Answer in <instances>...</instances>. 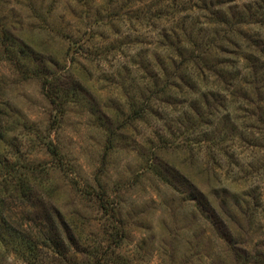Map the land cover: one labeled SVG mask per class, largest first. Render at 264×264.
Listing matches in <instances>:
<instances>
[{
	"label": "rangeland",
	"instance_id": "obj_1",
	"mask_svg": "<svg viewBox=\"0 0 264 264\" xmlns=\"http://www.w3.org/2000/svg\"><path fill=\"white\" fill-rule=\"evenodd\" d=\"M206 1L242 25L173 76L175 22L228 30L198 0H0V148L44 166L81 260L264 264V77L239 57L264 67V0Z\"/></svg>",
	"mask_w": 264,
	"mask_h": 264
},
{
	"label": "trees",
	"instance_id": "obj_2",
	"mask_svg": "<svg viewBox=\"0 0 264 264\" xmlns=\"http://www.w3.org/2000/svg\"><path fill=\"white\" fill-rule=\"evenodd\" d=\"M190 7L196 11L211 13L213 19L207 21L206 25H221L228 30L224 31L222 37L218 36L219 31H214L213 38L210 39L197 32L193 34L192 30L188 31L183 21L175 22L170 31L175 39V42L172 39L171 45L176 59L171 62L173 76L187 66H192L198 72L213 68L211 59L226 52L223 44H229L235 35V27L242 25V18L238 14L230 13L218 17L212 13V4L206 0H198ZM167 37V34L163 35V39ZM7 50H10L9 46ZM253 52L258 53V57L264 60L263 50ZM239 57L245 61L242 66L246 76L255 80L264 77V67H257L251 61V56L241 53ZM220 70L219 75L229 80L235 77L231 75V69L225 71V67H222ZM164 77L167 76L164 74ZM44 93L53 104V97L48 92ZM8 129L0 121V141L4 140L3 130ZM48 149L50 150L49 146ZM44 174V166L19 163L0 148V264L6 263L8 259L19 264H107L105 259L98 256H92L85 261L78 258V255L85 252L79 249L83 245L78 244L73 227L51 204L49 188L42 183V179L37 182V176Z\"/></svg>",
	"mask_w": 264,
	"mask_h": 264
}]
</instances>
